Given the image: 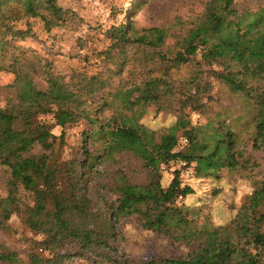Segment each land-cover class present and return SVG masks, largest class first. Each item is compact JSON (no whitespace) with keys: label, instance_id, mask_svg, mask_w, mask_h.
<instances>
[{"label":"trees","instance_id":"16d2710c","mask_svg":"<svg viewBox=\"0 0 264 264\" xmlns=\"http://www.w3.org/2000/svg\"><path fill=\"white\" fill-rule=\"evenodd\" d=\"M28 17L40 18L50 29L65 20V12L57 0H0V70L14 74L5 87V104L0 106V165L8 171L0 207L10 208L18 199L19 187L29 191L32 205L25 224L43 238L29 241L26 260L0 245V263L67 264L84 258L109 264H264V185L245 196L228 221L213 224L208 216L198 221L199 209L178 205L179 197L183 200L193 192L178 170L167 185H162L160 174L162 163L176 159L194 162L200 177L217 175L223 168L236 169L247 161L240 164L244 151L237 147V139L241 131H246L245 142L252 150L264 151V4L238 10L234 0H205L203 12L178 35L179 48L170 58L171 65L159 68V75L153 74L156 67L142 65L139 72L129 68L136 58L131 49L162 46L172 34L169 28L138 30L132 24L119 25L110 31V45L100 53L102 70L76 71L69 83L48 78L44 88L35 82L41 66L13 42L26 32L16 23ZM116 46L119 51L114 55L111 50ZM197 54L205 64L221 63L226 77L237 84L247 105L243 125L233 126L219 113L203 125L190 124L184 108L203 110L204 99L210 98L209 84L200 85L198 77L179 90L184 98L178 102V117L172 125L155 130L142 123L150 103L161 107L163 98L178 92L167 78L170 68ZM138 76L142 77L137 80ZM46 114H52L53 125L62 129L80 120L89 126L82 132L83 145L76 156H61L55 145L57 139L63 141L64 133L58 137L51 133L53 125L39 119ZM180 136L187 138L188 145L174 153ZM36 141L44 149L33 154ZM87 143L92 149L86 148ZM123 151L140 160L148 181L130 183L119 170L111 174V186L104 181L102 175L107 173L100 166ZM108 189L114 195L111 199L104 196ZM125 219L173 243H183L186 253L133 263L119 260L114 255Z\"/></svg>","mask_w":264,"mask_h":264},{"label":"rangeland","instance_id":"374dc122","mask_svg":"<svg viewBox=\"0 0 264 264\" xmlns=\"http://www.w3.org/2000/svg\"><path fill=\"white\" fill-rule=\"evenodd\" d=\"M57 3L65 12V20L58 26L46 29L38 17L24 18L16 23L18 28L26 32L15 37L14 45L26 50L30 60L41 66V70L35 76L39 88L46 86L48 78L60 83H69L76 71L95 73L102 70L104 59L100 53L110 45V31L122 24L129 26L132 24L138 30L156 26L169 28L172 34L165 39L162 46H134L131 49V53H136V58L133 63L128 64L129 68L134 67L135 71L139 72L142 65L146 66V69L156 67L153 74L159 75L162 71L159 68L171 65L170 58L179 48L178 35L191 25L189 20H194V17L203 12L205 0H57ZM263 4L264 0H234V6L238 10H253ZM19 51L16 50L15 53ZM118 51L119 47L116 46L112 48L111 53L116 55ZM162 54L166 55L165 59L161 58ZM199 60L200 56L197 54L191 61L170 68L167 78L172 88L178 92L169 99L163 98L161 107L150 103L140 118L142 123L155 130L172 125L178 117L177 108L180 106L178 102L184 98L178 94L179 90L189 86L190 78L198 77L201 79L200 85L205 87V84H209L210 98L208 101L204 99L203 110H191L190 106L184 108L190 124L203 125L208 117L214 120L213 116L219 113L226 121L233 123V126L243 125L244 122L241 121L247 114V105L237 91V84L226 77V69L221 63L214 60L208 65ZM126 73L125 71L123 75L126 76ZM141 77L138 76L137 80ZM13 78L12 72L0 70V106L5 104V87ZM118 82V79H115V83ZM184 110L181 111L184 113ZM105 112L109 114L108 110ZM39 119L48 124L54 123L52 114L42 115ZM88 128L84 120L67 124L63 129L56 125L51 127V133L56 137L62 131L64 133L63 141L57 139L55 145L63 158L77 155L83 145L82 132ZM238 136L237 147L244 151L240 164L245 159L247 161L234 170L223 168L217 175L202 177L197 176L194 170L192 175L194 177H186L181 175L183 167H180L179 160H171L173 161L171 166L160 168L162 185H167L174 171L178 170L183 183L190 186L193 192L178 205L184 203L199 209V222L204 216H208L213 224L228 221L245 196L255 187L264 185V151L251 149L245 142L246 131H241ZM43 145L42 142H34L31 153L42 152ZM86 148L92 149L91 144L87 143ZM100 169L107 173V175L104 173L102 178L109 186L113 181L111 174L116 170H119L130 183L148 181V175L142 168L140 160L129 151L115 153L106 158ZM7 176V169L0 165V197L6 195ZM16 196L18 199L10 208L2 210L0 207V245L17 251L20 257L26 260L29 241H40L43 235L25 224L26 215L32 205L30 192L19 187ZM104 196L107 199L114 197L109 189L104 191ZM6 215L8 218H5ZM194 216L196 217V213ZM119 229L122 234L116 243L118 253L112 254L119 260L133 263L150 257L182 255L187 251V246L183 243H173L158 232L137 228L131 219L123 220ZM92 261L77 258L67 264H109Z\"/></svg>","mask_w":264,"mask_h":264},{"label":"built area","instance_id":"2783aa9c","mask_svg":"<svg viewBox=\"0 0 264 264\" xmlns=\"http://www.w3.org/2000/svg\"><path fill=\"white\" fill-rule=\"evenodd\" d=\"M187 145H188L187 138L185 136H180L179 138H177L172 152H174V153L182 152V151H184L186 149ZM176 160H178V159H176ZM172 162L173 161H169L168 163H162L160 165V168L164 169V168H166L168 166H171ZM179 165H180V167H183V170L181 172L182 176L189 177V176L193 175L194 170H195V168H194L195 167V163L194 162H191L190 164H186V162L179 160ZM180 201H181V197H179L177 199L178 203Z\"/></svg>","mask_w":264,"mask_h":264}]
</instances>
